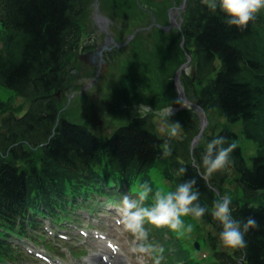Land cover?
Returning <instances> with one entry per match:
<instances>
[{"label":"trees","instance_id":"16d2710c","mask_svg":"<svg viewBox=\"0 0 264 264\" xmlns=\"http://www.w3.org/2000/svg\"><path fill=\"white\" fill-rule=\"evenodd\" d=\"M88 2L0 0V86L28 101L24 115L10 112L0 124V237L22 226L28 211L36 210L38 197L48 193L55 204L63 203L65 188H87L94 182V170L110 167L112 174L129 181L139 178L143 183L149 182V170L160 163L169 190L196 179L199 204L207 209L200 220L213 229L207 243L218 264H239L243 257L244 264H264V14H257L245 28L238 29L202 0L188 6L185 48L196 79L194 84L189 77L184 79L186 95L219 117L241 121L246 138L257 142L251 168L235 148L230 154L232 163L207 183L191 164L192 159L202 172L206 151L196 147L190 155V137L198 130V118L192 111L179 119L183 129L180 140L167 133L161 136L151 115L134 119L105 140L58 115L53 94L69 80V56L77 53ZM58 119L60 126L56 127ZM222 132L205 133L206 143L222 136L225 147L232 144L230 136ZM165 142L171 155H163ZM180 168L186 172L177 175ZM233 185L242 193L240 202L231 203L233 218L252 217L258 223L245 233L246 249L238 251L221 246L222 226L211 215L218 197L209 186L223 195L227 186ZM151 202L149 197L145 203ZM4 246L0 241V254Z\"/></svg>","mask_w":264,"mask_h":264},{"label":"clouds","instance_id":"9594fccd","mask_svg":"<svg viewBox=\"0 0 264 264\" xmlns=\"http://www.w3.org/2000/svg\"><path fill=\"white\" fill-rule=\"evenodd\" d=\"M207 8L213 12L219 10L226 19L229 26L238 29L245 28L249 22L256 18V15L264 10V0H202ZM146 112L152 109L141 105ZM170 117L172 109H165ZM60 126L59 120L56 127ZM182 130L179 123H169L166 119L160 124V132L167 133L169 138L176 137ZM225 138L218 137L209 142L206 151L202 156L203 171H199L201 165L194 163L198 175L204 181H210L211 177L228 167L232 160L230 154L235 149V144L224 146ZM163 155H171V147L167 142L162 145ZM186 172L180 168L178 174ZM196 179L179 183L174 190L160 189L153 192V188L145 181L135 190L134 196L126 195L121 200L116 210V223L122 235L130 238L128 240V251L137 258L138 264H144V258L149 257L152 264H161L162 255H156V249L148 243V229L146 225L155 229L166 228L174 233H191L193 225L185 223L186 217L195 220L202 218L207 209L199 204L200 192L195 189ZM152 194V202L146 205L149 196ZM231 197L224 195L215 201L212 210V217L222 226L219 233V240L224 249L238 251L246 249L247 242L244 239L245 233L254 227H258L257 221L249 217L246 220H236L232 216Z\"/></svg>","mask_w":264,"mask_h":264},{"label":"rangeland","instance_id":"374dc122","mask_svg":"<svg viewBox=\"0 0 264 264\" xmlns=\"http://www.w3.org/2000/svg\"><path fill=\"white\" fill-rule=\"evenodd\" d=\"M154 0H137V4H140L141 7L143 5H147L148 9L151 7L154 6ZM156 2H158V0H155ZM104 4L102 5L101 7V11L103 13H106V11H111L110 10V6H113L114 8L117 6V4L119 2H123L124 5L126 6L127 9H129V6L127 4V1L126 0H113V2L111 1H106L104 0L103 1ZM112 3V4H111ZM132 6H133V3H132ZM134 8L126 11L125 13V18H124V22L126 23L124 26L125 28L123 29V31L125 30V32H129L133 26L137 23V22H140L142 21V15H141V12L136 9V5L134 3ZM143 8V7H142ZM145 8V10H148ZM118 14V19L119 20H122L123 18V15L122 14ZM85 31H89L88 28L85 29ZM154 37V36H153ZM152 37L153 39V45H158V41L159 39L155 40L154 38ZM176 41L172 40L170 42H166L162 45V49L163 51H166L168 50V52H170L171 54H173V57L170 59L169 61V65H168V71L167 73L163 76V78H157L158 79V82H159V86L158 88H160L161 90V94L159 95L160 99H162V92H163V88L166 87L168 90L171 89L173 90V86H174V83L172 81L173 79V74L177 68V65H178V62H180V54L178 51H176ZM179 54V57H178V60L176 58V56ZM163 55V53H162ZM74 67H75V64H74ZM75 70V68H74ZM116 70H114V66H112V68H109L107 69L102 75H103V78L100 77L99 78V85L98 83L96 82V85L100 86V84L102 83V80L105 79L107 81H112L115 79L114 82H110L108 84H112L115 89L117 88L118 84H119V81H120V78L118 77V73L114 72ZM161 72V71H160ZM164 74V73H163ZM167 81V82H166ZM87 85L83 90L81 89V87L78 85ZM90 85L89 82L85 81V83H81L78 79H74V83L70 84V86L73 88L70 90L69 93H66V95L62 94L61 96V101L63 103V105L65 106V110H69L71 109L74 114L76 111H79V114H82L83 115V118H85L84 116L87 115V118H91V125H92V128L100 133V134H103L101 132V126L103 125L102 121L105 122V120H108L110 124L112 125H116L118 123H121L125 120V117L122 118V114L124 113V111H119L117 114H115L114 116L108 112L106 110L107 107H110L111 106V103H104L103 105H97V104H100L101 102H97V95L99 96V90L97 91H91L90 90V87H88ZM93 88H94V85H92ZM167 94V93H166ZM168 94H172V91L169 90L168 91ZM111 95H115L113 91H106L105 93V97L104 98H108L110 97ZM78 99L80 101H78ZM74 101H78L79 104H74ZM80 102L82 104H80ZM11 108L16 110V109H20L23 105H24V101L20 98H18L17 96L15 95H12V98H11ZM98 111L100 113V115H96L94 114L95 111ZM160 111H162L163 109L160 108L159 109ZM102 111L104 112V115L102 113ZM161 113V112H160ZM163 113V112H162ZM160 114V115H163V114ZM75 116H78L77 114H75ZM80 117V116H79ZM212 118H213V122L216 123L217 122V116H215L214 114L212 115ZM89 124V123H88ZM79 249V248H78ZM146 263L148 262V264H152V260L151 258L149 257H145L144 258ZM25 264H34L32 262H25Z\"/></svg>","mask_w":264,"mask_h":264},{"label":"bare ground","instance_id":"6f19581e","mask_svg":"<svg viewBox=\"0 0 264 264\" xmlns=\"http://www.w3.org/2000/svg\"><path fill=\"white\" fill-rule=\"evenodd\" d=\"M99 248H100V250H107L106 246L103 243L99 246ZM120 262H121V260L118 261V263H120Z\"/></svg>","mask_w":264,"mask_h":264},{"label":"water","instance_id":"95a60500","mask_svg":"<svg viewBox=\"0 0 264 264\" xmlns=\"http://www.w3.org/2000/svg\"><path fill=\"white\" fill-rule=\"evenodd\" d=\"M94 55H97V56L100 57V52H95L94 54H90V55H88L87 58H91V57L94 56Z\"/></svg>","mask_w":264,"mask_h":264}]
</instances>
